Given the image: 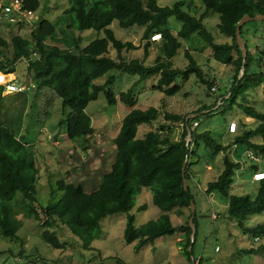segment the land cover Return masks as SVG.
Wrapping results in <instances>:
<instances>
[{"label":"trees","instance_id":"1","mask_svg":"<svg viewBox=\"0 0 264 264\" xmlns=\"http://www.w3.org/2000/svg\"><path fill=\"white\" fill-rule=\"evenodd\" d=\"M202 1L205 11L197 17L183 10L182 1L175 2L172 6H161L158 0H69L70 6L60 16L69 18L66 25L61 19L60 22L42 19L30 37L17 33L8 40L0 34V72L15 73L19 61L27 60L25 79L19 81L27 88L16 92V95L26 98L29 91H54L62 99L63 108L70 109L61 120L67 127L68 139L87 142L94 134L92 118L86 109L102 91H105L110 104H117L120 100L132 108L123 118L120 131L113 140L116 148L114 160L97 188L89 191L82 183L60 179L56 182V190L62 191V196L58 197L55 204L38 205L39 167L34 146L28 144L21 134L23 112L15 119H1L3 97L0 96V227L3 235L17 237V228L22 224L16 215V209H19L27 216L40 220L42 227L46 228L42 236L52 247L63 246L57 233L49 229L61 222L82 239L86 248H91L92 242L102 235L101 220L105 216L129 213L124 236L128 243L138 241L137 250L161 236L173 235L179 231L185 235V240L181 241L184 250L192 254L197 231L192 242L189 221L174 226L169 212L178 210L182 213V209L190 208L194 201L190 189V158L195 153L193 145L201 139L214 152L227 151L229 146L218 143L210 132L196 133V129L192 130L189 145L186 128L180 141L173 140L171 137L174 129L168 122H162L157 130L138 137L139 125L156 122L160 115L159 108L150 107L145 110L135 107L136 99L132 90L117 96L110 88L115 81L114 76L108 78L104 85L94 81L112 69L137 75L140 81L160 75L154 87L168 95H174L180 91V84L175 83L177 78L186 79L192 73L202 77V69L188 49L185 50L190 61L188 67L182 69L173 65V58L183 45L181 39L197 33L209 43L217 60L233 65L236 69L228 98L230 104L237 103L247 116L259 121L256 127L238 135L235 144L247 146L258 158L264 157V112L249 105L246 98L248 91L264 83V43L256 45L259 55L255 57L246 37L248 22L242 26L247 46V62L245 74L239 78L243 57L236 41V29L240 19L245 14H264V0ZM39 7L40 0H23L25 10L34 12ZM209 11L220 15L219 31L229 36L231 43L219 44L214 41V35L204 24ZM172 16L182 22L177 34L167 28L168 20ZM21 17V20L15 21L19 26L28 21L25 16ZM116 19L122 27L138 25L146 28L143 34L146 42L145 57L149 56L152 44L157 43L151 37L161 34L163 40L160 47L163 54L157 56L155 63L147 65L145 59H126L122 55L123 51L135 50L139 46L115 36L109 26ZM58 24L62 36L57 31ZM85 29L105 30L107 36L79 48V38L75 36V31ZM49 40L54 44L48 43ZM110 44L118 51L117 59L108 55ZM253 62L260 66L259 71H251ZM202 80L209 88L212 87L213 82L203 77ZM3 90V85H0V94ZM239 97L242 102L238 101ZM204 109L207 108H202L199 112ZM165 116L166 120H182L190 126L191 121L199 120L198 117L187 119L186 116L171 113H166ZM166 130H169L168 134L160 133ZM259 136L262 143L254 140ZM186 160L188 162L184 176ZM240 165V162L226 156L222 172L217 179L209 182L207 192L219 191L228 197L229 215L245 219L264 212V178L258 181L260 187L256 196L230 194L236 170ZM253 168L255 172L260 171L257 164ZM184 177L188 180L187 189L184 188ZM143 188L152 192L154 203L166 213L157 221L152 220L137 227L135 217L130 212L135 206L136 194ZM191 216L192 212L188 219ZM251 232L255 238L264 236V223L252 228ZM261 250H264V246H260L258 250L250 248L248 252L258 253Z\"/></svg>","mask_w":264,"mask_h":264},{"label":"rangeland","instance_id":"2","mask_svg":"<svg viewBox=\"0 0 264 264\" xmlns=\"http://www.w3.org/2000/svg\"><path fill=\"white\" fill-rule=\"evenodd\" d=\"M178 1L184 3L183 10L197 17L205 11L202 0H158V3L161 6H172ZM0 4L5 5L6 1L0 0ZM69 6V0H40L39 9L21 26L18 22L2 19L0 15V34L8 40L17 33L30 37L42 19L59 22L61 19L66 25L69 18L60 16ZM219 22L220 15L212 11L204 19V24L214 35L216 43H231L232 39L219 31ZM181 27L182 22L176 17L169 18L167 28L174 34ZM109 28L118 39L131 41L139 46L135 50L123 51L122 55L126 59H145L149 65L163 54L160 47L163 38L154 39L152 36L151 39L157 43L152 44L149 56L145 57L144 26L122 27L116 19ZM246 29L250 49L257 57L259 52L256 45L264 43V21H250ZM57 31L62 36L60 24ZM75 36L79 38V48H84L93 40L107 35L105 30L85 29L76 30ZM181 41L183 45L173 58L174 67H188L190 61L185 53L188 49L202 69L203 79L213 82L211 88L196 73L186 79L177 78L175 83L180 84V91L174 95H168L154 87L160 75L140 81L137 75L112 69L94 82L104 85L108 78L114 76L115 81L110 88L117 96L132 90L136 99L135 107L145 110L150 107L159 108L160 115L156 122L139 125L138 137L157 130L162 122L172 124L173 140L176 133L183 135L182 120H166L165 114L171 113L186 116L187 119L198 117L200 125L196 128V133L210 132L218 143L229 146L227 151L214 152L201 139L193 145L195 153L190 158V189L196 205L197 237L192 254L184 250L181 241L185 240V235L179 231L173 235L161 236L137 250L138 241L128 243L124 236L129 213L105 216L101 220L102 235L92 242L91 248H86L80 237L59 222L49 228L57 233L63 243L61 248H54L43 238L42 233L46 228L42 227L40 220L16 209L17 218L22 222L17 228V237H6L0 227V264H194L193 260H199V264H264V250L258 253L248 252L250 248L258 250L260 246H264V236H259L256 241L251 232L252 228L264 223V212L245 219L232 217L228 213L229 198L219 191L207 192L209 182L217 179L224 168V159L228 156L241 164L236 170L230 194L257 195L260 182L254 180L253 166L257 164L259 170H264V157L257 158L255 153L254 158L250 157L247 146L235 144V140L245 130L256 127L259 121L247 116L237 103L231 105L228 100L235 79V67L217 60L209 43L197 33ZM48 43L54 44L50 40ZM108 55L118 58V51L112 44L109 45ZM26 65L27 60L19 61L15 73L0 72V81H4L0 82L4 87L0 94L3 97L1 119H15L23 112L21 134L28 144L34 146L39 167L38 205L55 204L58 197L62 196V191L56 190V182L60 179L82 183L89 191L94 190L114 160L116 148L113 140L120 131L123 118L132 108L120 100L117 104H110L105 91L100 92L98 98L90 102L86 109L92 118L94 134L87 142L70 140L66 134V125L61 123L70 109L63 108L62 99L54 91H29L26 98H23L16 95L19 91L11 92L6 86L7 82L15 80L18 83L25 79ZM259 70L260 66L253 62L251 71ZM246 98L249 105L264 112V83L248 91ZM238 101L243 100L239 97ZM202 108L207 109L199 112ZM232 120L238 124L235 133L229 131ZM254 140L263 142L260 136ZM191 209L183 208L182 213L178 210L169 212L173 225L189 221ZM165 213L154 203L152 192L144 188L136 194L135 206L130 212L135 217L137 227L152 220L157 221Z\"/></svg>","mask_w":264,"mask_h":264},{"label":"built area","instance_id":"3","mask_svg":"<svg viewBox=\"0 0 264 264\" xmlns=\"http://www.w3.org/2000/svg\"><path fill=\"white\" fill-rule=\"evenodd\" d=\"M6 4L5 5H1L0 4V15L1 18L4 19H8V21H18L21 20L22 17L21 16H25L26 18H29L34 12L31 10H25L23 8V0H5ZM154 39H160L161 38V34H156L153 35ZM0 82H4V81H0ZM17 81H11V82H7L6 86L8 87L9 91H23L27 88V86L23 83H16ZM214 90H216V87H213ZM192 126L188 125L187 122H183L182 123V128H183V132L185 130V128L188 130V136H187V145L190 144L191 140H192V135L191 138H189V128H191V130L196 129L199 125H200V120H195L194 122L191 123ZM238 128V124L236 121H231L229 124V131L230 132H236ZM174 132V130H173ZM160 133L163 134H168L169 130L166 131H160ZM182 139V134L180 135L179 133H176L175 139L176 141H180ZM250 157L254 158V154L252 151L249 152L248 154ZM258 158V157H257ZM264 172L263 171H257L254 173L253 177L254 180L259 181L261 179H263L264 177ZM258 237L255 238L256 241H258ZM194 264H199V260H194Z\"/></svg>","mask_w":264,"mask_h":264},{"label":"water","instance_id":"4","mask_svg":"<svg viewBox=\"0 0 264 264\" xmlns=\"http://www.w3.org/2000/svg\"><path fill=\"white\" fill-rule=\"evenodd\" d=\"M263 20H264V14H260L257 16H251L249 14H245L240 19V21L238 22L237 29H236V41H237V44L239 45V48L242 52V57H243V66L240 69L239 78H242L244 76L245 71H246V62H247V46H246L245 38L242 34V26L244 24H246L247 22H250V21H263ZM193 116H196V114H193ZM191 135H192V130H191V128H189V138H191ZM187 162H188V160L185 161L184 167H183L184 176H185V172H186ZM184 188L185 189L188 188V180L186 177H184ZM195 207H196L195 202L192 201L191 202L192 216L189 220V225L192 229V233H191L192 242L195 240V235H196V231H197V226H196V223L194 220L195 219ZM189 249H191V246L189 247Z\"/></svg>","mask_w":264,"mask_h":264},{"label":"crops","instance_id":"5","mask_svg":"<svg viewBox=\"0 0 264 264\" xmlns=\"http://www.w3.org/2000/svg\"><path fill=\"white\" fill-rule=\"evenodd\" d=\"M232 121H235V120H232ZM231 133H235V132H231ZM261 171V170H260Z\"/></svg>","mask_w":264,"mask_h":264}]
</instances>
